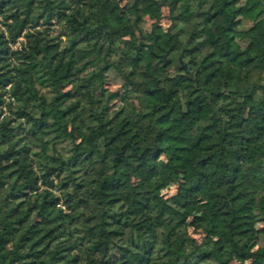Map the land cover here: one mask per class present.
<instances>
[{"label":"trees","instance_id":"16d2710c","mask_svg":"<svg viewBox=\"0 0 264 264\" xmlns=\"http://www.w3.org/2000/svg\"><path fill=\"white\" fill-rule=\"evenodd\" d=\"M236 259L264 264V0H0V264Z\"/></svg>","mask_w":264,"mask_h":264},{"label":"rangeland","instance_id":"374dc122","mask_svg":"<svg viewBox=\"0 0 264 264\" xmlns=\"http://www.w3.org/2000/svg\"><path fill=\"white\" fill-rule=\"evenodd\" d=\"M165 13L167 12V10H166V8H165V11H164ZM168 21H167V18H164L163 20H162V24L163 25H165L166 23H167ZM151 24V21L150 20H148L147 21V26H149ZM115 84V83H114ZM112 85L111 87L112 88H116V84L115 85ZM161 183V180H159V179H156V180H153L152 182H149L148 184L150 185V186H155V187H157L158 189H159V191L162 193V194H164V195H166V196H169V195H172L173 193H175V191H176V186H177V182H176V180H168V181H166L165 182V185L164 186H160L159 184ZM197 214V212L196 213H194V216ZM198 215V214H197ZM195 227H198V225H196V223L195 222H193V226H191V230H192V232H194V234L197 236V237H200L201 236V233H202V229L201 228H199V229H197V228H195ZM231 264H248V262L247 261H244V260H241V259H236L235 261H233Z\"/></svg>","mask_w":264,"mask_h":264},{"label":"built area","instance_id":"2783aa9c","mask_svg":"<svg viewBox=\"0 0 264 264\" xmlns=\"http://www.w3.org/2000/svg\"><path fill=\"white\" fill-rule=\"evenodd\" d=\"M20 39L23 40L24 38L21 37ZM17 46H20V42H18L17 44L14 45V47H17ZM10 86L11 85H8V88H10ZM6 98L8 101H13V102L15 101V98L13 96H11L10 93L6 94ZM4 109H5V113H8V109L6 106H4Z\"/></svg>","mask_w":264,"mask_h":264}]
</instances>
